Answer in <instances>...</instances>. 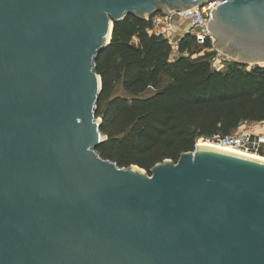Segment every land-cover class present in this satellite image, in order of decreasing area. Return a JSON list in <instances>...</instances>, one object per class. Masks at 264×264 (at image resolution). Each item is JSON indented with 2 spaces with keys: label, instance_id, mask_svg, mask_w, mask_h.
<instances>
[{
  "label": "water",
  "instance_id": "1",
  "mask_svg": "<svg viewBox=\"0 0 264 264\" xmlns=\"http://www.w3.org/2000/svg\"><path fill=\"white\" fill-rule=\"evenodd\" d=\"M206 0H0V264H264V161L195 148L145 175L96 148L113 24ZM207 29L264 64V0Z\"/></svg>",
  "mask_w": 264,
  "mask_h": 264
},
{
  "label": "trees",
  "instance_id": "2",
  "mask_svg": "<svg viewBox=\"0 0 264 264\" xmlns=\"http://www.w3.org/2000/svg\"><path fill=\"white\" fill-rule=\"evenodd\" d=\"M150 28L149 20L128 14L113 24L110 43L95 60L101 77L95 116L107 136L96 148L102 158L150 171L156 163L176 162L192 151L199 137L227 135L243 121L264 120V66L247 69L228 59L214 69L210 57L215 51L209 46L197 48L184 37L172 48ZM194 46L195 58L182 55ZM175 50L181 55L172 58ZM162 74L169 81L157 87ZM118 81L127 96H111ZM149 87L154 93L142 96Z\"/></svg>",
  "mask_w": 264,
  "mask_h": 264
},
{
  "label": "built area",
  "instance_id": "3",
  "mask_svg": "<svg viewBox=\"0 0 264 264\" xmlns=\"http://www.w3.org/2000/svg\"><path fill=\"white\" fill-rule=\"evenodd\" d=\"M220 3L219 0H206L192 8L158 12L145 20L150 21L154 29L153 34L165 39L172 48H177L184 37H191L198 47L209 46L211 50L215 51L210 57V65L214 69H219L225 65L223 61L229 58L214 46L216 38L207 29V24L213 19L211 11L216 10V6ZM198 140L253 155L259 154L264 148V135L254 134L245 126L244 128L238 127L227 135L199 137L196 139L194 149L197 147Z\"/></svg>",
  "mask_w": 264,
  "mask_h": 264
},
{
  "label": "rangeland",
  "instance_id": "4",
  "mask_svg": "<svg viewBox=\"0 0 264 264\" xmlns=\"http://www.w3.org/2000/svg\"><path fill=\"white\" fill-rule=\"evenodd\" d=\"M153 28H152V26H151V28H150V31L153 33ZM138 41H137V38H133L132 39V41H131V43L132 44H136ZM197 48H198V46H196ZM196 47L194 46V47H191L188 51H184L183 53H182V55L183 56H189L190 55V57H193V58H195L194 56H196V55H194V53H193V51L195 52L197 49H196ZM192 51V52H191ZM179 55H181V54H179L176 50L174 51V53H173V51H172V54H171V57L172 58H175V57H178ZM246 65V68L247 69H250V68H252V67H254V66H264V64H245ZM133 73L135 72V71H132ZM168 81H169V78L167 77V75H165V74H162L161 76H160V79H159V81H158V83H157V87H161V86H163V85H165V84H167L168 83ZM154 91H155V89L154 88H152V87H149L145 92H143L141 95L143 96H148V95H151V94H153L154 93ZM113 95H120V96H127V91L123 88V86H122V84H121V81H118V82H116V84L114 85V87H113V89H112V91H111V96H113ZM97 119H101V117H97ZM259 122H261V121H259ZM263 122H264V120H263ZM252 123H254V122H249V121H243L238 127L239 128H244V126L245 127H251V124ZM252 128V127H251ZM199 141V140H198ZM264 149V148H263ZM258 155V154H257ZM259 156H263L264 157V155H259ZM127 167H135V168H137L138 170H140L143 174H145V175H149L150 174V171H147L146 169H144V168H141V167H139V166H137V165H134V164H132V165H130V166H127Z\"/></svg>",
  "mask_w": 264,
  "mask_h": 264
},
{
  "label": "bare ground",
  "instance_id": "5",
  "mask_svg": "<svg viewBox=\"0 0 264 264\" xmlns=\"http://www.w3.org/2000/svg\"><path fill=\"white\" fill-rule=\"evenodd\" d=\"M197 148H204V149H209L212 151H217V150H221V151H225V152H230V153H234V154H239V155H243V156H247L250 158H254L257 160H263L264 161V157L263 156H258V155H253V154H245L242 152H239L235 149H231V148H225V147H218L216 145H213L212 143H209L207 141H199L197 143Z\"/></svg>",
  "mask_w": 264,
  "mask_h": 264
},
{
  "label": "crops",
  "instance_id": "6",
  "mask_svg": "<svg viewBox=\"0 0 264 264\" xmlns=\"http://www.w3.org/2000/svg\"><path fill=\"white\" fill-rule=\"evenodd\" d=\"M252 127V128H251ZM249 127L250 131L254 134H263L264 135V122H254Z\"/></svg>",
  "mask_w": 264,
  "mask_h": 264
}]
</instances>
